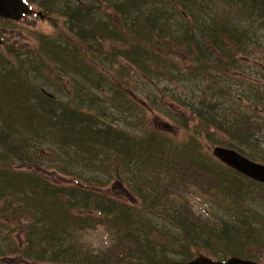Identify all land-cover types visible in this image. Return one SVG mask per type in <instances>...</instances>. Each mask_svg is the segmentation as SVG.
Instances as JSON below:
<instances>
[{"label":"trees","instance_id":"obj_1","mask_svg":"<svg viewBox=\"0 0 264 264\" xmlns=\"http://www.w3.org/2000/svg\"><path fill=\"white\" fill-rule=\"evenodd\" d=\"M35 3L63 25L37 54L3 57L23 80L0 76V264L237 256L246 242L234 239L264 229L248 219L264 184L210 148L264 161V0ZM150 111L184 137L150 125ZM103 227L96 249L85 236ZM256 247L242 257L259 259Z\"/></svg>","mask_w":264,"mask_h":264},{"label":"rangeland","instance_id":"obj_2","mask_svg":"<svg viewBox=\"0 0 264 264\" xmlns=\"http://www.w3.org/2000/svg\"><path fill=\"white\" fill-rule=\"evenodd\" d=\"M87 1H91V0H85ZM36 2V0H34V3ZM57 4L61 5V6H65V3L62 2H57ZM36 6V5H35ZM37 7V6H36ZM34 8V10H38L37 8ZM46 14V13H45ZM102 17H107L109 16L111 19L116 20V16L113 13V11L111 10H105L104 12H101ZM97 17L98 13L96 14ZM63 25L62 19L60 17V15L58 14H49L47 13L46 16H44L43 18L36 16L35 18L33 17H24V19L21 22H11V21H7V20H3L0 19V38H2V36L5 38L3 39V43L0 46V60L2 61V64H0V76L2 75L3 77V81L4 80H11V78H18V80H23L21 77L17 76H13L12 73L14 72V69L12 68V63L10 62H4V58L10 59V57L7 55V49L8 47H14L16 46V50H17V54L21 53L24 56L22 57H26L27 54H37V52H35L37 50L38 47V43H40V39L43 38L44 34H50V35H56V33H59L60 27ZM78 48H80V46H77ZM44 55V53H43ZM27 61H31L30 59H27ZM251 67H253V61L251 60ZM16 65V64H15ZM26 67V62H22L21 64V68H25ZM181 67V66H180ZM27 68V67H26ZM132 71V70H130ZM25 71H22V74H25ZM125 73V71H122V75ZM124 76V75H123ZM12 81H15L13 80ZM64 82L65 80L62 79L61 80V84L64 87ZM165 83V81L163 82V84ZM128 84V83H126ZM131 86V85H130ZM182 86V85H181ZM188 86H184V89L186 90ZM133 88V87H132ZM47 90H50L53 93H57L55 90H53L52 88H47ZM179 90H182V88H179ZM125 91H127V88H125ZM133 91V90H132ZM131 93V92H128ZM133 98H135L137 100V102L139 103V105H141V100L140 98H138L136 95L133 94ZM168 100L165 99L164 100V106H166L168 108ZM145 106V105H144ZM171 108V110L173 111L174 114L177 115V112L179 111V109H175L172 108L171 106H169ZM148 120L150 121V125H152L154 128H159L163 131H168L171 135L175 136L176 138H180L182 139L184 137V135L186 134V132L184 130L181 129V127H178L175 124L174 120L169 119V118H161L158 115V112H152L150 111V118H148ZM214 146L210 148V152H212ZM244 152H242L244 154V156H246L247 158L249 157L250 159H252L253 161L256 162H261L264 164V161H261L258 158L253 157V155L251 154V152L249 150H243ZM67 182V179H61V181ZM112 186V184H111ZM110 186V188H111ZM112 191L113 194H115L116 196H122L125 193L124 190V185L122 183H118L115 186L112 187ZM130 199V198H129ZM131 201L132 204L135 203L134 200H128ZM255 211H258L261 215H264V207H255L253 208ZM196 211H199L197 209H195ZM255 228V226H254ZM99 230H95V231H90V233H87V235L85 236V238L88 240V242L90 243V245H92L94 248L98 249L99 247H101V249L107 247V243L108 239L105 235V231H104V227L103 228H98ZM264 231V229H263ZM264 236V234L262 235ZM249 238V237H248ZM247 238V239H248ZM224 239V238H223ZM236 240V242L239 239H234ZM244 238H241V241H243ZM246 240V239H245ZM240 242V241H239ZM257 251L252 250L254 253H256L257 255H259V258L263 257V254L260 252L259 248H257ZM204 255H210L209 253H202ZM215 258V257H214ZM219 259H227L229 257L225 256V257H218ZM216 258V259H218ZM264 259V258H263ZM13 263H17V262H13Z\"/></svg>","mask_w":264,"mask_h":264},{"label":"water","instance_id":"obj_3","mask_svg":"<svg viewBox=\"0 0 264 264\" xmlns=\"http://www.w3.org/2000/svg\"><path fill=\"white\" fill-rule=\"evenodd\" d=\"M24 14H32L27 5L22 0H0V18L11 21H20ZM1 42V41H0ZM213 155L223 164L228 165L235 171L251 177L258 183L264 184V165L256 164L251 160L243 157L238 151L217 146L214 147ZM161 264H257L256 262L246 261L238 258H230L228 261H215L208 256H199L193 261L187 263H161Z\"/></svg>","mask_w":264,"mask_h":264},{"label":"bare ground","instance_id":"obj_4","mask_svg":"<svg viewBox=\"0 0 264 264\" xmlns=\"http://www.w3.org/2000/svg\"><path fill=\"white\" fill-rule=\"evenodd\" d=\"M44 37H48V36H53L50 34H44ZM121 71L118 72L117 77L118 76H122L120 75ZM107 75H110V73H107ZM40 78V77H38ZM36 78V79H38ZM35 79V78H34ZM34 101H39L40 99L38 97H33ZM255 211V210H254ZM252 217H258V218H252ZM249 220H251L252 222H258L260 221V223L264 224V215H261L258 213V215H251L249 218ZM254 228H247L248 231H250L249 233H245L242 234L240 236H238V238H244V242H246L245 244H240L243 243V241L241 242H237V244H240L239 246H233L232 247V251L239 257L241 256H245L247 255V252L249 251L250 248H252V246L254 245V243L258 244V248L259 250H263L264 248V236H262L264 234V231L260 232V231H254ZM249 237V238H248ZM248 238V239H247Z\"/></svg>","mask_w":264,"mask_h":264},{"label":"flooded vegetation","instance_id":"obj_5","mask_svg":"<svg viewBox=\"0 0 264 264\" xmlns=\"http://www.w3.org/2000/svg\"><path fill=\"white\" fill-rule=\"evenodd\" d=\"M45 15H43V17H44ZM43 17H41V18H43ZM2 40H3V37H2ZM262 254H263V257L262 258H259L258 260H254L253 259V261H256L257 263H259V264H264V250L263 251H260ZM248 260H251V259H248Z\"/></svg>","mask_w":264,"mask_h":264}]
</instances>
